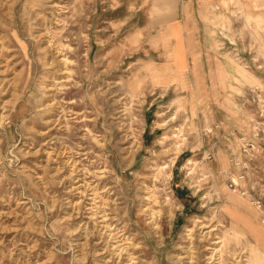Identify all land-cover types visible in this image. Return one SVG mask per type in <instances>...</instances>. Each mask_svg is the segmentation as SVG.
Segmentation results:
<instances>
[{
    "label": "rangeland",
    "instance_id": "374dc122",
    "mask_svg": "<svg viewBox=\"0 0 264 264\" xmlns=\"http://www.w3.org/2000/svg\"><path fill=\"white\" fill-rule=\"evenodd\" d=\"M255 1L0 0V264H264V207L219 175L236 135L205 134L264 110Z\"/></svg>",
    "mask_w": 264,
    "mask_h": 264
},
{
    "label": "built area",
    "instance_id": "2783aa9c",
    "mask_svg": "<svg viewBox=\"0 0 264 264\" xmlns=\"http://www.w3.org/2000/svg\"><path fill=\"white\" fill-rule=\"evenodd\" d=\"M257 91L258 88L253 87L252 92L259 98ZM221 126L220 123H216L206 130L205 134H212L213 131L220 130ZM244 128H246V131H239L235 137V153L228 155L229 167L219 172V175L225 189L233 195L248 199L255 209L261 211L264 207V185L260 183L261 181L254 174L264 172V165L259 162L262 155H264V148L259 143L261 136L264 135V110L259 107L255 109L253 114L248 117ZM175 130L177 131V128ZM214 158L215 149L212 146L202 154L197 166L204 168L206 163L212 162ZM201 168H198V170L200 171ZM180 170H186L185 166L183 165ZM203 171L205 173L198 179V184H201L205 179L212 178V173H209L207 167Z\"/></svg>",
    "mask_w": 264,
    "mask_h": 264
},
{
    "label": "crops",
    "instance_id": "0c3cea01",
    "mask_svg": "<svg viewBox=\"0 0 264 264\" xmlns=\"http://www.w3.org/2000/svg\"><path fill=\"white\" fill-rule=\"evenodd\" d=\"M167 4H168V0H167ZM170 5H171V2H170ZM172 7H173V5H172ZM172 7H171V9H172ZM171 9H169V10H171ZM186 28H188V27H186V23H182V22H176L173 25H171V29L177 30L178 33H180V36L182 37L181 39H183V44H184L185 48L187 45L185 37H184V31ZM172 40L174 42V38ZM190 53H192L191 49H190ZM188 55H189L188 53H186V55H185V59L187 62V68L184 69L183 73H186V72H188V70H190L189 69L190 67H189ZM176 64H178L177 60H176ZM175 65H174V67H175ZM175 71L177 73L179 72L177 70H175ZM168 76H169L168 78H171V76L178 78L180 76V74L178 73L177 75L172 74V75H168ZM159 106L160 105L157 103V98H154L144 109V115H143V121H144L143 123L144 124L142 127L143 136H142L141 141H142L144 147H147L150 149L154 148V146L156 145V142L158 141V139L160 137V133L163 130L162 127H159L156 125V123H157L156 118H157V115H159V110H158ZM164 113H166V112H164ZM216 123L217 122H213L212 125L216 124ZM227 127H228L229 131L228 130L224 131L223 130L224 126H221V129L219 130V131H223L224 140H227L229 136L233 137V135H237L239 133V126L237 124L236 125L229 124ZM140 150L142 151V148H140ZM225 156H226V154L225 155L221 154V156L219 157L217 162L212 164V167L211 166H210V168L208 167V169L211 173H217V171H220L221 169H223V166L225 163V161H224ZM226 160H227V164H228V156H227ZM211 163H213V161ZM216 169H218V170H216Z\"/></svg>",
    "mask_w": 264,
    "mask_h": 264
},
{
    "label": "bare ground",
    "instance_id": "6f19581e",
    "mask_svg": "<svg viewBox=\"0 0 264 264\" xmlns=\"http://www.w3.org/2000/svg\"><path fill=\"white\" fill-rule=\"evenodd\" d=\"M54 1V0H53ZM254 3L256 4V1L254 0ZM255 8V7H254ZM52 11V10H51ZM56 14V13H55ZM46 16V15H45ZM61 17V16H60ZM49 22V21H48ZM47 25H49V24H47ZM54 25V24H53ZM43 26V25H42ZM56 53V52H55ZM195 56V55H194ZM156 66H150V71H154L155 72V70H156V68H155ZM6 68V67H5ZM60 68V67H59ZM54 74V73H53ZM53 78V77H52ZM48 93V92H47ZM4 120V119H3ZM1 124V123H0ZM189 162V161H188ZM58 165V164H57ZM148 165V164H147ZM171 165H172V163H171ZM156 166V165H155ZM168 167V165H164L162 168H167ZM146 168V167H145ZM58 169V168H57ZM79 173V172H78ZM74 174V173H73ZM72 179V178H71ZM79 179V178H78ZM90 187V186H89ZM67 189V188H66ZM76 189V188H75ZM78 189V188H77ZM76 189V190H77ZM98 189V188H97ZM151 198V197H150ZM102 199V198H101ZM78 204V203H77ZM101 204V203H100ZM66 205H68V204H66ZM90 205V204H89ZM100 209H101V207H100ZM157 209V208H156ZM107 211V210H106ZM160 212V211H159ZM104 216V215H103ZM246 218H240V220H245ZM239 220V221H240ZM241 222V221H240ZM148 223H150V225H154V223H152V221H150V222H148ZM242 223V225L244 226V227H246V228H250L249 226H250V222H249V220H245L244 222H241ZM86 224V223H85ZM83 226V225H82ZM196 226V225H195ZM84 227V226H83ZM209 229V228H208ZM79 230V229H78ZM96 231V230H95ZM125 231V230H124ZM186 231H188L189 233H188V238H189V235L191 234V232H192V229H190V228H187V230ZM123 232V231H122ZM257 233V232H256ZM97 234V233H96ZM116 236V235H115ZM194 236V235H193ZM208 236H209V234H208ZM191 237V236H190ZM100 238V237H99ZM104 239V238H103ZM191 240V239H190ZM122 241V240H121ZM106 242V241H105ZM128 242H131V241H128ZM215 243H221V241L220 240H218V241H216ZM128 245V244H127ZM129 247V246H128ZM132 250V249H131ZM215 251V250H214ZM96 252V251H95ZM183 252V251H182ZM209 254V253H208ZM108 256V255H107ZM194 256V255H193ZM186 257V256H185ZM188 257H190V256H188ZM211 257V256H210ZM263 257V256H262ZM212 258V257H211ZM109 259V258H108ZM115 260H116V258H115ZM127 261V260H126ZM190 261H191V259H190ZM193 261H194V258H193ZM209 261V260H208ZM212 262V261H211ZM216 262H218V261H216ZM124 263V262H123ZM128 263V262H127ZM220 263V262H219Z\"/></svg>",
    "mask_w": 264,
    "mask_h": 264
}]
</instances>
